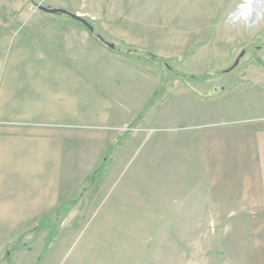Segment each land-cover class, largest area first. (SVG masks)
I'll list each match as a JSON object with an SVG mask.
<instances>
[{"label":"rangeland","instance_id":"obj_1","mask_svg":"<svg viewBox=\"0 0 264 264\" xmlns=\"http://www.w3.org/2000/svg\"><path fill=\"white\" fill-rule=\"evenodd\" d=\"M244 1L0 0L7 61L12 50L30 62L33 50L78 39L119 65L126 114L132 102L153 107L133 122L139 105L132 118L121 106L129 125L118 144L75 177L60 208L0 238V264H264V214L226 208L222 183L254 175L247 131L264 124V14L231 21Z\"/></svg>","mask_w":264,"mask_h":264},{"label":"crops","instance_id":"obj_2","mask_svg":"<svg viewBox=\"0 0 264 264\" xmlns=\"http://www.w3.org/2000/svg\"><path fill=\"white\" fill-rule=\"evenodd\" d=\"M8 40V33L0 36V238L60 208L75 177L93 172L102 164L105 146L118 144L120 128L129 125L121 122L122 105L131 117L125 113L130 103L119 99V65L113 56L106 62V50L95 55L75 39L67 50H33L30 62L19 61L25 50H12L15 61L9 62L3 49ZM137 71L136 76L149 79ZM132 103V113L136 105L141 112L133 122L153 108ZM247 135L254 175L223 181L224 205L264 214V124Z\"/></svg>","mask_w":264,"mask_h":264},{"label":"water","instance_id":"obj_3","mask_svg":"<svg viewBox=\"0 0 264 264\" xmlns=\"http://www.w3.org/2000/svg\"><path fill=\"white\" fill-rule=\"evenodd\" d=\"M249 1L251 0H245L244 1V4L241 5L239 7V10L241 11H244V9L246 8L247 11H249L250 13H252L255 17L249 22L250 25H253L256 23L257 19L260 18L262 15L260 12H257L255 6L251 5V6H248L246 5V3H248ZM37 9H39L40 11H43V12H46L48 14H51V15H65V16H68L78 22H80L82 25L85 26V28H87L89 30L90 33H93L94 32V29L93 27L87 22L85 21L84 19H82V17H80L79 15H76V14H73L67 10H64V9H49V8H45L43 7L42 5H37ZM233 17V16H231ZM100 40L103 41L102 38H100ZM104 42V41H103ZM109 48H114V45L112 44H108V43H105ZM245 55V52L243 51L240 56L237 58L235 64L232 66L231 70L232 71L233 69H235L239 63H240V60L244 57Z\"/></svg>","mask_w":264,"mask_h":264},{"label":"bare ground","instance_id":"obj_4","mask_svg":"<svg viewBox=\"0 0 264 264\" xmlns=\"http://www.w3.org/2000/svg\"><path fill=\"white\" fill-rule=\"evenodd\" d=\"M246 5L255 6L257 12H260L261 15L263 16V14H264V0H251L248 3H246ZM232 16L233 17H232L231 21H243L246 23H249L255 17L252 13L247 11L246 8L244 9V11L238 10L237 12L232 14ZM260 18H258L257 20H259Z\"/></svg>","mask_w":264,"mask_h":264},{"label":"trees","instance_id":"obj_5","mask_svg":"<svg viewBox=\"0 0 264 264\" xmlns=\"http://www.w3.org/2000/svg\"><path fill=\"white\" fill-rule=\"evenodd\" d=\"M100 39V38H99ZM100 41H102V40H100ZM147 57H149L150 59H152L153 61L155 60L156 61V58H153V56L152 55H148V54H145ZM157 62V61H156ZM153 102V101H152ZM151 102V103H152Z\"/></svg>","mask_w":264,"mask_h":264}]
</instances>
